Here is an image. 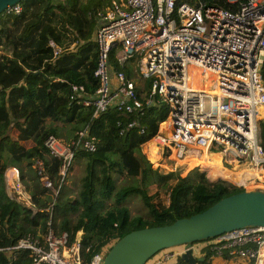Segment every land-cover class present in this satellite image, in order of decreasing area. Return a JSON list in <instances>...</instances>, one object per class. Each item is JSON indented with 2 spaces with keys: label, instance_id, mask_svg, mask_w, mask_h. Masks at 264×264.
I'll return each instance as SVG.
<instances>
[{
  "label": "trees",
  "instance_id": "trees-1",
  "mask_svg": "<svg viewBox=\"0 0 264 264\" xmlns=\"http://www.w3.org/2000/svg\"><path fill=\"white\" fill-rule=\"evenodd\" d=\"M16 13L0 14V151L9 156L19 179L29 193L32 207L10 199L3 187L1 172L6 162L0 160V247L7 246L26 233L41 239L50 227L65 231L72 240L80 232L82 264L125 232L149 225L169 223L177 217L198 212L231 192L242 189L226 180L209 179L206 169L191 168L183 176L178 172L160 174L139 151L140 144L150 140L159 122L165 119L166 107L153 96L150 103L138 110L119 112L109 109L92 116V107L80 100L92 95L97 81L93 76L96 63L92 33L97 12L111 0H20ZM224 7L232 6L220 1ZM51 41L57 48L54 53ZM111 66L132 77L129 63ZM80 87L77 94L71 86ZM142 100L148 91V80L136 86ZM87 127L93 135L94 149L77 147L61 178L57 174L59 158L42 144L52 134L65 142L75 138V132ZM264 133V132H263ZM64 139H63V138ZM203 165L211 167L209 175H234L246 182L247 167L230 171L222 168L217 153H204ZM194 158L191 157L188 164ZM39 159L51 185L58 188L51 198L48 187L30 184L34 160ZM201 161V160H200ZM22 164L27 166L22 172ZM245 171V172H244ZM76 176V187L68 180ZM126 174L133 183L117 186L116 179ZM246 173V174H245ZM28 176V175H27ZM175 180L168 187L166 204L152 201L147 193L151 181ZM212 181V182H211ZM72 192L73 195H72ZM140 197L145 212L133 214L125 200ZM109 201V202H107ZM50 205V214L43 210ZM73 213V220L69 215ZM59 216L58 221L55 217ZM26 249L0 250V264H31ZM179 264H185L180 262ZM199 264H211L205 257Z\"/></svg>",
  "mask_w": 264,
  "mask_h": 264
},
{
  "label": "built area",
  "instance_id": "built-area-1",
  "mask_svg": "<svg viewBox=\"0 0 264 264\" xmlns=\"http://www.w3.org/2000/svg\"><path fill=\"white\" fill-rule=\"evenodd\" d=\"M19 10L14 3L3 13ZM96 19L92 40L97 86L80 100L92 107V116L109 109L140 112L155 96L166 107L164 129L159 122L151 138L156 145L172 150L177 158L207 152L217 153L219 162L221 156L243 159L248 172L264 173V113L259 115L264 110V0H111ZM49 45L56 53L51 41ZM112 60L116 65L129 63L140 85L148 80L142 100L134 79L112 67ZM79 90L71 86L74 94ZM94 140L85 125L68 142L49 134L42 144L59 158L61 178L74 150H92ZM33 166L41 185L55 195L58 184L51 185L42 162L35 159ZM1 176L7 196L32 207L18 170L7 165ZM50 205L43 208L49 214ZM202 245L238 264H264V226L234 228L189 247L198 252ZM181 246L178 252L161 249L143 264H165L186 248ZM4 249L28 250L31 264H82L79 231L69 240L65 231L48 227L41 239L26 233L0 247ZM102 252H95L88 264H99Z\"/></svg>",
  "mask_w": 264,
  "mask_h": 264
},
{
  "label": "water",
  "instance_id": "water-1",
  "mask_svg": "<svg viewBox=\"0 0 264 264\" xmlns=\"http://www.w3.org/2000/svg\"><path fill=\"white\" fill-rule=\"evenodd\" d=\"M20 0H0V14ZM244 226H264V189L242 188L221 196L204 209L169 223L131 229L114 240L99 264H143L161 249L186 248L172 264H199L203 256L193 254L190 244Z\"/></svg>",
  "mask_w": 264,
  "mask_h": 264
},
{
  "label": "rangeland",
  "instance_id": "rangeland-1",
  "mask_svg": "<svg viewBox=\"0 0 264 264\" xmlns=\"http://www.w3.org/2000/svg\"><path fill=\"white\" fill-rule=\"evenodd\" d=\"M3 52V50L0 48V54ZM135 65V64H134ZM201 76V75H200ZM132 78L134 79L135 83L137 86H139L141 84V81L139 79V77L136 74H132ZM193 80V79H191ZM202 80L204 81L205 78L202 77ZM209 81H211V78L209 79ZM209 87V85H208ZM262 113H264V110L261 108L259 115H261ZM166 122H163L162 124H159L161 129H164ZM63 138V137H62ZM64 139V138H63ZM264 140V138L262 139ZM139 151L142 152L144 154V156L146 157V159L150 162V166L151 168H155L156 171L160 174H166L169 172H178L179 175L183 176L187 173L188 170H190L191 168L197 167L199 170L200 169H204L206 168V176L213 180V179H217V178H221L226 180L229 184H232L233 186L236 187H241V188H253V187H260L262 189H264V173H259L256 174L253 172H249L251 173V178L249 180H247L246 182H241V184L239 183V181L234 177V175H228V176H222V175H214L212 177V175H209V169L208 167L204 166V168H200V165L198 164H192L189 163L188 161H190V158H177L174 155V152L172 150L167 149L166 147H162L159 145H156L152 139L140 144L139 146ZM199 154H196V157H198ZM195 157V156H192ZM220 166L222 168L228 169L230 171H237L239 169H241L242 167L246 166L247 161L243 160V159H237V160H232V159H222V156L220 157ZM184 159V160H183ZM198 158H194V160L196 161ZM0 160L5 161L6 165H8L9 163V156L8 154L4 151L1 150L0 151ZM8 162V163H7ZM23 162H21V170L22 172H24V170L26 168H28L27 166L22 164ZM205 170V169H204ZM27 175H25L27 177V180L29 181L30 184L33 185H38L40 186V184L38 183V181L36 180V178H33V175H31L30 173H32L31 170L28 169L27 171ZM25 173V172H24ZM78 175V173L76 172L75 174L72 175V177L68 180L69 186L71 187H76V176ZM175 178L174 177H167L165 180L163 181H151L147 188V193L150 195V199L152 201H158L160 203H164L166 204V200H167V193H168V187L170 186V184H172L174 182ZM3 182V180H2ZM133 183V179H131L130 177H128L126 174L122 173L120 175L117 176L116 179V185L117 186H123V185H128ZM5 186L4 182H3V187ZM74 192H72L73 195ZM46 196H44V194H42L43 198L47 197V198H51L53 196V192L48 188V191L46 192ZM109 202V201H107ZM125 204L127 205L129 211L133 214H144L145 209H144V205L140 199V197L136 194H131L126 200H125ZM73 216L74 214L71 213L69 215L70 220H73ZM59 216L55 217V221H58ZM203 241V240H202ZM195 244H200V241L196 242ZM181 245H177V246H173L170 248H165L162 249L163 251H168V253L170 251L173 252H178V250L181 249ZM201 253L205 252L206 254L203 255V257L207 258V252L209 251V249H207L206 245H202L199 247L198 249ZM160 251H158L157 253H155L153 256H151V258H153L156 254H158ZM103 255L105 253V249L103 248ZM215 254V253H214ZM226 257V256H225ZM150 258V259H151ZM210 257H208L209 259ZM227 258V257H226ZM175 260L176 257L175 255L173 257H170V260ZM232 260H234V262H236V260L234 258H231ZM170 261V262H171Z\"/></svg>",
  "mask_w": 264,
  "mask_h": 264
},
{
  "label": "crops",
  "instance_id": "crops-1",
  "mask_svg": "<svg viewBox=\"0 0 264 264\" xmlns=\"http://www.w3.org/2000/svg\"><path fill=\"white\" fill-rule=\"evenodd\" d=\"M135 74V73H134ZM209 157V155L208 154H202L201 156H200V158H202V157ZM209 158H211V157H209ZM184 160V159H183ZM201 160V162L203 163L204 161L203 160H205V158H202V159H200ZM200 160H196V161H200ZM192 161H195L194 159L192 160ZM8 166H10V165H8ZM36 177V176H35ZM36 180L37 181H40L39 179H38V177H36ZM194 245L195 246H198L199 244H195V242H194ZM193 254L194 255H196V256H199V255H201V256H203L204 254H206L205 252H200V251H198V252H195V251H193ZM208 257H210L209 259H208ZM207 260H209L210 261V263L211 264H238V260H236V262H234V260H232L231 258H226L225 257V255H217V254H212L210 251H208L207 252ZM171 261V260H170ZM167 262V263H165V264H172L173 262H174V259L171 261V262Z\"/></svg>",
  "mask_w": 264,
  "mask_h": 264
},
{
  "label": "bare ground",
  "instance_id": "bare-ground-1",
  "mask_svg": "<svg viewBox=\"0 0 264 264\" xmlns=\"http://www.w3.org/2000/svg\"><path fill=\"white\" fill-rule=\"evenodd\" d=\"M203 77L205 78V76L203 75ZM163 122H166V121H163ZM163 122H161L160 124H162ZM192 164H199L200 165V168H204V166L208 167V169H210L211 167L207 166V165H203V163L201 161H191ZM206 169V168H204ZM245 172V171H244ZM10 173V171L8 172ZM246 174V173H245ZM252 176L249 174L246 176V178L249 180ZM212 182V181H211Z\"/></svg>",
  "mask_w": 264,
  "mask_h": 264
}]
</instances>
